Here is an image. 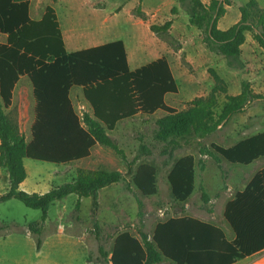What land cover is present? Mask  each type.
Returning <instances> with one entry per match:
<instances>
[{"label":"trees","instance_id":"16d2710c","mask_svg":"<svg viewBox=\"0 0 264 264\" xmlns=\"http://www.w3.org/2000/svg\"><path fill=\"white\" fill-rule=\"evenodd\" d=\"M29 1L0 0V35L6 37L5 44L0 45V169L6 171L9 184L8 191L0 195V203L15 200L27 209L40 211V221L28 226L33 235H40L49 207L70 195L77 197L76 211L80 199H91L94 217L99 191L119 184L124 176L117 171L78 169L70 183L43 195L27 194L19 190L26 179L24 160L68 166L87 159L96 146L106 148L125 163L132 185L142 197L148 198L157 192L155 169L146 164L139 165L135 171L132 167L141 158L151 156V151L141 144L133 161L127 162L123 151L108 136L119 122L162 112L164 116L155 122L153 138L165 145L162 155L171 159L181 148V140L199 143L254 102H264V98L253 94L248 83L242 82L237 95L225 97L220 113L215 111L214 95L196 98L184 111H175L164 102L166 95L177 94L164 58L130 72L121 41L67 54L53 9L47 7L40 21H32L28 17ZM191 3L190 19L200 31L209 53L237 57L247 32H255L256 42L264 48V16L258 17L256 25L252 24L253 0L238 8L239 21L226 31H220L217 25L225 15V7L231 6V0H210L207 5L199 0ZM170 24L166 22L160 29L150 26L149 30L166 32ZM23 76L31 83L34 102L29 142L5 114L11 106L13 89ZM74 87L81 89L90 114L79 117L75 113L69 99V90ZM198 147L201 171L205 167L203 157L210 158L215 165L223 160L230 165L248 166L264 158V133L246 138L231 148L216 144L207 148L200 143ZM167 183L173 200L185 203L195 189L194 158L187 155L178 159L167 175ZM236 199H243L244 205L235 201L224 212L235 234L231 243L211 225L187 217L171 218L155 226L151 239L143 232L138 233L139 240L127 233L118 235L108 261L110 264H159L164 259L172 264H233L249 257L260 247L264 248V171ZM201 200L208 202L206 194H201ZM137 209L140 217L139 201ZM41 243L40 239L35 240L36 250ZM98 250L100 257L107 259L108 254L101 248Z\"/></svg>","mask_w":264,"mask_h":264},{"label":"rangeland","instance_id":"374dc122","mask_svg":"<svg viewBox=\"0 0 264 264\" xmlns=\"http://www.w3.org/2000/svg\"><path fill=\"white\" fill-rule=\"evenodd\" d=\"M199 1L206 5L210 2ZM249 1L231 0V6L225 7V15L218 22V29L226 31L236 24L240 19L238 8ZM253 1L255 7L250 10V17L252 24L256 25L258 17L264 16V0ZM37 5L40 8L38 17L45 7H50L56 14L64 39L69 35L73 41L80 42L71 48L67 40L70 52L88 45L121 41L132 71L164 58L177 86V94L166 95L164 102L175 111H184L196 98L214 95L217 101L215 111L220 113L225 97L237 95L242 82L250 85L253 94L264 98V48L256 42L255 32L245 33V42L237 57L211 54L190 19L191 0H58L32 2L30 10ZM89 15L95 17L88 20ZM166 22H171L166 32H150V26L160 29ZM29 92L30 102H33ZM70 97L79 117L90 114V107L78 88L72 89ZM5 114L29 142L31 109L28 113L21 112L19 98H16ZM163 116L162 112L151 116L137 115L119 122L108 134L123 151L127 162L133 161L141 144L151 151V156L135 162L132 170L141 164L155 169L157 192L152 197H142L136 191L132 176L127 175L125 163L106 148L96 146L87 159L68 166L26 160L28 178H33L40 194L72 182L78 169L117 171L124 178L119 184L99 191L94 217L89 198L79 200L77 211L75 195L52 204L39 236L33 235L28 226L40 221V211L27 209L15 200L0 203V264H110L108 260L114 241L120 234L127 233L139 240L138 233L143 232L151 239L155 226L171 217L185 215L211 221L213 216H218L210 200L213 193L226 184L227 176L234 169L226 163L217 167L210 158L203 157L205 169L201 171L198 144L207 148L210 144L226 147L264 133V102H254L241 114L231 117L214 135L199 143L181 140V148L173 153L171 159L162 155L165 145L153 138L155 122ZM187 155L195 161V189L189 199L180 204L171 196L167 175L174 163ZM261 165H264V159L249 167H233L252 173ZM5 173L0 169V179ZM7 189V182L0 180V194ZM202 193L208 197L207 203L201 200ZM137 201L142 204L140 217ZM37 238L42 242L38 252L35 247ZM99 248L108 254L107 259L100 257ZM163 262L160 264H167Z\"/></svg>","mask_w":264,"mask_h":264},{"label":"crops","instance_id":"0c3cea01","mask_svg":"<svg viewBox=\"0 0 264 264\" xmlns=\"http://www.w3.org/2000/svg\"><path fill=\"white\" fill-rule=\"evenodd\" d=\"M45 1L46 0H31V1H29V4H28V17H29L30 20H32V21H40L43 18V16H44L45 9L47 8V7H45V9L40 13V16L38 17V14H39V11H40L39 5L35 6L32 10H30V6H31L32 2L42 3V2H45ZM49 2H52V1H49ZM100 8H103V7H100ZM96 10L97 9H95L94 11H96ZM32 15L35 16L36 18H32L31 17ZM93 17H95V16L92 15V17H91V15H89V16H87V19L89 20L90 18H93ZM57 22H58V19H57ZM58 25H59V29H60V33H61V37H62V41H63L64 51L67 54L78 52V51H82V50H86V49H89V48L102 46V45H105V44H108V43H112V42H108V43H98V44H94V45H88V46H86V47H84L82 49H76V50L70 52V51L67 50V46H68L67 45V40H68L69 47H71V48H74L77 45V43H80V42L73 41L69 35H68L67 39L65 40L64 39V35H63V31H62V28H61L59 22H58ZM70 32L71 31H69V33ZM5 41H6V37L3 36V35H0V45L5 44ZM124 49H125V47H124ZM125 53H126V50H125ZM126 59H127V54H126ZM153 61H155V60H153ZM153 61H151V62H153ZM151 62H149V63H151ZM149 63H147V64H149ZM127 66H128V70L130 72H132V70H130V68H129L128 60H127ZM135 70H133V71H135ZM20 83L22 85H21V87L18 88V85ZM72 89L73 88H71L69 90V99H70L71 105H72V101H71L70 95H71ZM79 90L81 91V89H79ZM29 91H31V95H32V87H31V83L29 82L28 78L25 77V76L20 77L19 80L17 81L14 89H13V92H12L11 107L13 106L15 99L19 98L21 112L28 113L29 110L31 109L32 116H31V119L29 121V126H28V128L30 129L31 125L33 123L34 102H30V96H29L30 92ZM81 94H82V92H81ZM32 100H33V97H32ZM72 107H73V105H72ZM240 141H242V140H240ZM240 141H238V142H240ZM238 142H236V143H234L232 145H227L226 147H223V148H231V147L235 146ZM262 159H264V158H259L256 161L252 162L250 165L242 166V167H249V166L255 165L256 163H259ZM25 161L26 160L23 161V165H24V168H25V171H26ZM221 163H226V162L222 160ZM221 163L219 165H216V166L219 167L221 165ZM226 164L229 165V167H231L234 170H232L231 175L227 176L226 184L224 186L219 187L216 190V192L213 193L212 198L210 200V203H212L214 205V209H217L218 216H213L211 218L212 219L211 221L202 220L200 218H195V217H190V216L188 217V216H185V215H181V216H178V217H175V218L187 217V218H191V219L197 220V221H199L201 223L211 225V226L219 229L222 232L225 240L228 243H231V242H233L235 240V234H234L232 228L230 227V225L227 223V221L224 218V212H225L226 206L228 204H231V203L235 202V201L236 202L240 201V203H241V201L243 199H240V200L238 199L237 200L236 197L238 195L242 194L245 191V189L247 188L249 183H251V181L253 180V178L257 174H259L261 171H264V165L259 166L254 172L249 173V172H241V171L237 170V168L233 167V166H240V165H230L228 163H226ZM204 169H205V167H204ZM28 177H29V175H28V172L26 171V179L19 186V190L23 191V192H25L27 194H38V195L45 194V193H43V194L38 193L37 187H36V185L34 183L33 178L29 179ZM0 180L2 182H5V184L7 182V185H8V188H9V184H8V179H7V174L6 173H5L4 176L1 177ZM7 191H8V189L5 191V193ZM5 193H3V194H5ZM3 194H0V195H3ZM241 205H244V203L242 202ZM238 212H241V211H238ZM171 218H174V217H171ZM258 250L259 251H257L253 255H250L249 257H246L244 259L235 261L233 264H264V248L260 247ZM38 251L39 250H37V252ZM163 261H166L167 264H172L171 262H169L167 260H164V259L160 263H164ZM85 264H89V263H85Z\"/></svg>","mask_w":264,"mask_h":264}]
</instances>
